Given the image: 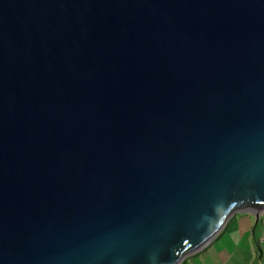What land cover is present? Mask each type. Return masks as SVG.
Here are the masks:
<instances>
[{
	"label": "water",
	"instance_id": "1",
	"mask_svg": "<svg viewBox=\"0 0 264 264\" xmlns=\"http://www.w3.org/2000/svg\"><path fill=\"white\" fill-rule=\"evenodd\" d=\"M264 213V0H0V264H182Z\"/></svg>",
	"mask_w": 264,
	"mask_h": 264
},
{
	"label": "crops",
	"instance_id": "2",
	"mask_svg": "<svg viewBox=\"0 0 264 264\" xmlns=\"http://www.w3.org/2000/svg\"><path fill=\"white\" fill-rule=\"evenodd\" d=\"M260 224L261 236L257 230ZM182 264H264V213L259 224L250 213H236L216 239Z\"/></svg>",
	"mask_w": 264,
	"mask_h": 264
},
{
	"label": "rangeland",
	"instance_id": "3",
	"mask_svg": "<svg viewBox=\"0 0 264 264\" xmlns=\"http://www.w3.org/2000/svg\"><path fill=\"white\" fill-rule=\"evenodd\" d=\"M257 228H258L257 230H260L259 235L261 236L262 235L261 234V232H262V224H260Z\"/></svg>",
	"mask_w": 264,
	"mask_h": 264
}]
</instances>
